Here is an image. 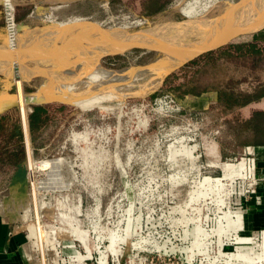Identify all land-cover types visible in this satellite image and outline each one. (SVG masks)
<instances>
[{"label": "rangeland", "instance_id": "rangeland-1", "mask_svg": "<svg viewBox=\"0 0 264 264\" xmlns=\"http://www.w3.org/2000/svg\"><path fill=\"white\" fill-rule=\"evenodd\" d=\"M11 1L17 15L19 0ZM62 1L65 4L56 9L55 18L43 21L40 31L24 32L19 27L16 37L5 36L3 48L17 50L26 45V57L33 50L43 54L45 62L41 58V63L50 78L72 69L98 49L81 52L79 46V52H69L65 49L68 42H59L56 31L65 25L96 26L126 31L127 35L139 28L166 25L173 34L176 25L167 24L187 26L206 15L207 20H213L215 12L224 9L221 7L227 6L226 10L245 0H218L207 11L195 8V17L183 13L193 0H157L152 8L158 10L149 17L141 14V0ZM58 23L64 25L42 30ZM247 39L243 36L233 43ZM34 42V48L29 46ZM100 56L97 63L103 70L114 75L131 71L134 77L130 83L117 84L115 96L105 98L103 84L85 80L84 75L68 83L71 92L83 95L82 100L87 94L99 95L86 108L47 101L51 104L45 156L29 155L23 193L15 188L0 193V216L21 236L17 244L20 252L8 264H264V211L256 212L261 206L257 187L264 179L255 171L248 172L246 164L240 173L224 176L227 165L253 156L241 153L231 161H222L217 165L222 174L206 157L208 143L226 140L229 131L225 129L233 115L215 111L212 103H186V96L181 103L169 88L185 83L201 63L174 68L162 74L161 83L144 91L152 82L151 69L164 56L154 58L144 51ZM14 57L12 63L23 69L32 71L36 66L37 59ZM227 67L229 76L258 82L264 76V52L253 71L242 64L229 63ZM17 72L0 71V97L9 95L3 90L6 76L13 82L12 95H30L23 85L32 77L27 83H36L35 92L46 80L43 75L25 74L17 79ZM165 94L175 99L180 111L159 101ZM16 105L1 110L0 118L5 113L6 118L18 120ZM27 107L20 108L24 120V116L27 120L32 116V104ZM217 130L221 134L216 137Z\"/></svg>", "mask_w": 264, "mask_h": 264}, {"label": "crops", "instance_id": "crops-1", "mask_svg": "<svg viewBox=\"0 0 264 264\" xmlns=\"http://www.w3.org/2000/svg\"><path fill=\"white\" fill-rule=\"evenodd\" d=\"M64 4L62 0L17 1L16 21L20 25V30L24 32L27 30H37L38 27L43 24V21L54 19L56 16V9L58 10V8L62 7ZM5 36L0 7V52L6 47ZM237 44L244 46L251 52L258 53V56L260 52H264V42L252 38H248L246 41ZM261 67L263 68V65H261ZM27 82L23 85V90L25 93L31 94L37 89V86L36 83L30 84ZM258 83H261L260 90L253 95V97L251 96L248 102L244 106H241L237 112L235 111L236 113L234 114H237L235 115L237 119H233L229 129H225V132L229 131L226 140L217 143H208L205 147V152L206 157L210 158L209 164L216 168H218V164H222V161H231L235 159L233 156L245 152L253 156V158H250V160L244 159L245 161L241 159L240 161H243L244 164L247 165L248 172H251L249 166L251 165L252 167L254 165L255 175L264 179V126L258 122V117L257 119L255 117V119L252 120V125L249 126L242 122L251 115L253 116L255 114L256 116L259 112L264 111V76ZM1 90L0 87V93H2ZM4 90V94H7L8 89L6 86ZM190 102H196L197 104L204 103L205 105H207V103L216 104L217 94L214 91H207L194 97L186 96V103ZM50 104L49 102L32 104L31 113L33 119L36 120L37 118L35 121L36 127L34 129L38 137L35 139V144H32L29 120H27V116L25 120L23 119L20 107L18 120L14 117H10L9 119L6 118L5 113L1 115L4 117L0 118V193L12 189L10 187V181L17 169V165L27 162L26 158L28 159L29 155L33 157L34 148L36 146H47L46 134L50 128ZM40 117L43 119L41 124ZM11 130L15 131V134H19L21 138V145L19 147H17V144L14 142H8L9 140L7 138L3 142L4 137ZM40 149L41 148H39L36 153L39 154ZM218 169L220 170V168ZM220 172L222 174L221 170ZM257 191L261 198V206L256 208L258 209L256 212L264 211V181L257 187ZM20 238L21 236L14 234L13 226L0 216V264H8L11 260L17 258L16 256H18L20 252L17 246V244L20 243Z\"/></svg>", "mask_w": 264, "mask_h": 264}, {"label": "water", "instance_id": "water-1", "mask_svg": "<svg viewBox=\"0 0 264 264\" xmlns=\"http://www.w3.org/2000/svg\"><path fill=\"white\" fill-rule=\"evenodd\" d=\"M235 5L236 4H234L233 6L234 8H236ZM242 5L243 3H241V6L239 4L240 7L234 12V14L239 13L238 15H236L239 17V23H232L229 22L228 19H223L225 15H223L222 18H218V22L214 20L216 21V25H213L212 23L210 25V28L205 31L201 30V28L199 27H195L196 25L191 28V26H193V24L195 23H189L191 25L186 26V39L174 37L168 31L169 26L166 27V25H164L163 27H154L145 30L139 28L138 32H130L128 30L130 32L128 33L130 36L126 34V31H124L125 35H122V33H124L122 31H111L109 29L98 27L96 28V26L85 27L78 25H65L61 30L56 31H58V41H67L68 45L65 49L69 50V52L72 53L73 51L75 53L78 52L79 46H82L81 51L86 50L90 47V49L102 47L107 48V51L104 52L103 55H122L130 51H144L154 58H157L158 55H162L164 57L172 56V59L179 61V64L177 66H174V68H177L185 65L186 63L209 51H213L225 45H229L240 37L263 30L264 15L257 19L252 18L251 21L246 20L244 22H241L242 18L251 13V10L245 11V5ZM240 9L242 10L239 12L238 10ZM61 24L63 23L48 26L47 28H43L42 30L57 26L61 27ZM178 24L180 23H171L167 25H176L178 30L179 28H183L185 26L184 24ZM38 30L40 31V29H37V31ZM167 33L169 35H167ZM145 41H147V43ZM149 41L150 43H148ZM6 85L8 87V94L12 95L11 91L13 88V82H11L8 76H6L3 90L5 89ZM45 151L46 147H43L39 150V154L41 157L45 156ZM26 167V162L17 165V169L10 181V187L12 188V190L15 188L19 193L24 192L27 178Z\"/></svg>", "mask_w": 264, "mask_h": 264}, {"label": "bare ground", "instance_id": "bare-ground-1", "mask_svg": "<svg viewBox=\"0 0 264 264\" xmlns=\"http://www.w3.org/2000/svg\"><path fill=\"white\" fill-rule=\"evenodd\" d=\"M6 1H8V0H5V2ZM243 5H245L244 6L245 7L244 10L245 11L251 10V13H249L247 15L248 17L246 16V17L242 18L241 22L242 21L244 22L246 20L247 21L248 20L251 21L252 18L257 19V18H259V17H261V16L264 15V0H245L243 2ZM235 6H236V8H234L233 6H230L226 10H224V9L227 6L226 7H221V8H224L223 10L225 12L223 10L220 11V12L225 13L224 14L225 16L223 17V13H222V16L221 15L218 16V14H220V12H215L216 13L215 14L216 16H214V17H216V19H213V20H210L211 18H209L207 20V15L205 14L206 17L203 18L204 20L203 19H200V17H199V19H200V21L198 20L199 22H197L196 20H195L196 22L191 21V22L195 23V24H193V26H191V28L196 25L195 27H199V28H201V30H204L205 31L208 28H210V25L213 22L215 23L214 20H217V18H222V17L225 20L228 19L229 22L239 23L240 22V21H238V18L239 17L236 16L239 13L234 14V12H235V10H237L241 6V4H240V6H239V4L238 5H235ZM195 8H198L197 7V1H195V4L194 3L187 4L186 5V8L183 9V13L186 16H190V17H192L194 15L197 16L198 13H197V10L195 11ZM204 10H206V7L203 9V11ZM241 10L242 9H240L238 11L240 12ZM181 12H182V10H181ZM232 12H233V14H232ZM213 13H214V11L212 12V15H214ZM209 14L210 13H208V17H210ZM196 19H198V18L196 17ZM209 20L212 21V22L211 23L208 22ZM214 23H213V25L216 24V23L215 24ZM185 24H188V22H186ZM181 25H183V24H181ZM190 25L191 24H189L187 26H190ZM176 29H177L176 32H174L173 34L171 32L170 33L174 37H177V38H180V39H186V38H184V37H186V26H184L183 28H179L180 31L178 30V28H176ZM167 35H169V34L167 33ZM34 38L35 37H33V39ZM145 42L147 43V41H145ZM32 43L29 46H31V47L34 48L35 47V42H34V44H32ZM148 43H150V41ZM24 46H26V45H24ZM24 46L21 49L20 48L19 49L17 48V50L12 49V48H10V49L9 48H6L2 52H0V71L6 72L9 69L11 71H13V72H17L18 71L16 74H14V76L17 79H18L19 76H25V75H34V76L35 75H43V76H46V80L43 82V85L36 92H34V93L30 94V95H25L22 92H19V93H17V95H4V96H1L0 97V111L3 110L4 108L9 107L10 105H14V104L19 105V107L22 108V110H24L25 107H26L25 109H28V107H27L28 104H37V103L42 102V101H61V102L71 103V104L76 105V106H79L81 108H86V107L90 106L91 104H93V102H96L99 99V97H98L99 95L98 96L97 95L96 96H92V95H95V94L94 93H91L90 95L87 94L85 96V100H82V96L83 95H78L77 93L75 94V93L71 92V88H69L68 83L70 84V82L78 81L84 75V79L85 80H88V81H91V82L92 81L93 82H97L99 84H103L101 86L102 88L101 87L100 88L102 89V91H104L103 96L105 98V97H108V96L113 97L114 93L116 92V91L114 92L113 88L117 84L118 85H120V84L122 85L124 83H128V82L130 83V81H131L130 79L132 77H134V75L131 74V71H127L126 73H124L122 75L121 74L114 75V73H109L107 70L105 71L102 68H100L99 65H98V63H97V57H99L101 54H104V52L107 51V48H104L103 47L101 49L98 48L100 51H97L98 49L95 50L96 49L95 48L94 49L95 51H93L88 56H87V54H85L84 56H87L86 59H84V60H78V62L76 61L77 63L73 66L72 69H66V70L63 69V71L61 72L60 75H57L55 78H50V75H49L50 73H47L48 71H45L44 67L42 66L43 64L41 63L42 62L41 61L42 60L41 58H43V56H42L43 54L42 55L41 54L40 55L39 54H35V50H33L34 51L33 53H31L32 52L31 51L30 54L28 52V56H27V57H31L33 60L34 59H37V60H35L36 61L35 62L36 63L35 64L36 66H35L34 69H32V71L31 70L29 71V70L23 69V68H21L20 65L14 64V62L12 63L13 60L11 58L14 57V56H21V57H24V58L26 57L23 52H25V54H26V52H27V50L29 48L27 46H26L27 48L24 47ZM30 50H31V48H30ZM36 50H40V49L38 48ZM16 51H17V53H16ZM20 53L21 54L23 53V54L20 55ZM37 53H40V52H37ZM77 56H78V54H77ZM48 57H50V56H48ZM58 57H59V55H58ZM58 57H55V59H57ZM72 57H73V55H72ZM75 57H74V59H75ZM14 58H15L14 59L15 61H16V59H18L17 57H14ZM172 58H173L172 56H166L165 59L158 60V62L156 64V66L154 67V69H151L153 71L152 72L153 74L150 73V75L152 74V76H151L152 77V79H151L152 82H151L150 85L147 86V88L144 87V88H146V89H144V91H146L147 89H151L152 87H155L160 82V79L162 77V74H164V73L166 74V72H168L169 70H171L172 68H174V66H177L179 64V61L178 60H175V59H172ZM50 59H51V61L53 60L52 57ZM60 59H62V58H60ZM43 60H44V58H43ZM44 62H45V60H44ZM49 62H50V60H49ZM64 62H63V65L65 64ZM68 62H69V60H68ZM52 63L55 64L56 62H52ZM50 64L49 65L47 64V65L50 66V68H51V65ZM56 65L57 64H55L53 66L56 67ZM44 66H46V64H44ZM54 67H52V68H54ZM64 67H66V66L64 65ZM69 67H70V65H69ZM50 68H48V69H50ZM61 68H62V66L60 68H58V69H61ZM48 69H46V70H48ZM19 71H23V74L20 75L19 73H22V72H19ZM145 74H149V73L146 72ZM79 96H80V98H79ZM27 113L28 112H26V114ZM24 117L26 118V116H24ZM45 163H47V162H45ZM45 163H43V164H45ZM244 168H245V164L243 162L236 163L235 165H227L224 168V176H230V175H232L234 173H238L239 171L244 170Z\"/></svg>", "mask_w": 264, "mask_h": 264}, {"label": "trees", "instance_id": "trees-1", "mask_svg": "<svg viewBox=\"0 0 264 264\" xmlns=\"http://www.w3.org/2000/svg\"><path fill=\"white\" fill-rule=\"evenodd\" d=\"M167 1L169 0H166V2ZM157 2V0H141V14L147 17L154 15L158 8L154 10L152 7ZM246 36L247 38L264 42V29ZM118 57L119 56H116L115 58ZM193 62H200L201 64L200 67L194 71L192 77L186 80L185 83L183 82L169 87L173 91L176 100L181 103L185 102V96L194 97L203 92L214 91L217 94V103H212V105H214V110L220 113L231 114L234 119H237L235 116L237 114L234 113H236L241 106H244L250 97H253L261 88V83L255 82L254 79H238V77L236 79L228 75L227 64L229 63L237 66L242 64L250 71H253L258 64V53L251 52L237 43H232L216 50L209 51L189 63ZM31 117L28 122L32 135V144H35V139L38 137L34 129L36 127L35 121L37 118L35 120L33 116ZM255 117L256 119L258 117V122L264 126V111L259 112L256 116L255 114L253 116L251 115L242 122L248 126L252 125V120L255 119ZM40 120L41 124L43 119L40 117ZM6 136L3 142L7 138L9 140L8 142L16 143L17 147L21 145L20 136L19 134H15V131H9ZM42 146L43 145L39 147L36 146L34 148V154L39 148H43Z\"/></svg>", "mask_w": 264, "mask_h": 264}, {"label": "built area", "instance_id": "built-area-1", "mask_svg": "<svg viewBox=\"0 0 264 264\" xmlns=\"http://www.w3.org/2000/svg\"><path fill=\"white\" fill-rule=\"evenodd\" d=\"M195 1H197L198 9H204L206 7V10H208L218 0H193L191 3L195 4ZM0 7H1V14L4 24L5 35L7 36L8 39H11L12 37H16L19 31V25L16 21L15 7L13 2L11 0H8L6 2L3 1ZM159 101L165 103V105H168L170 108L175 109V111H180L181 108L180 105L169 94L162 95L159 98ZM153 104L156 105L157 101L155 100ZM220 134L221 133L218 130L215 132L216 137ZM245 154L246 153L243 152L244 156ZM254 169L255 167L253 165L251 171L254 172Z\"/></svg>", "mask_w": 264, "mask_h": 264}]
</instances>
